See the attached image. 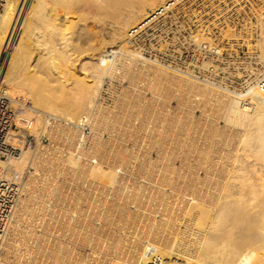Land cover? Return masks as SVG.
I'll return each mask as SVG.
<instances>
[{"label": "bare ground", "instance_id": "bare-ground-1", "mask_svg": "<svg viewBox=\"0 0 264 264\" xmlns=\"http://www.w3.org/2000/svg\"><path fill=\"white\" fill-rule=\"evenodd\" d=\"M26 1L6 0L0 11V83L7 84L9 95L31 103L21 115L33 124L31 133L50 131V124L57 123L76 150L67 151L65 162L60 163L64 172H70L66 182L42 181L33 186L29 204L17 198L2 235V260L9 264H147L148 256L155 253L169 264H264V90L248 86L241 95L248 102L241 103L240 93L198 82L187 71L150 60L128 40L183 0H30L22 14ZM202 39L201 33L190 37L193 43ZM108 46L113 47L109 52ZM254 47L261 64L252 70V82L264 76V23ZM116 70L132 81L131 93L124 94L136 98L137 106L146 104L143 110L138 106L134 115L141 120L143 132L136 139L146 142V155L155 147L156 157L149 155L145 161L135 146L125 153L129 159L111 163L105 170L100 165L104 154H97L99 161L91 156L98 151V140L82 144L77 125L85 117L97 131L107 122L109 111L99 103L100 84L103 76ZM144 85L153 92L146 103L137 89ZM185 94L194 102L202 100L201 104L210 105L215 99L210 109L215 115L206 113L194 126L188 111L166 116L170 111L166 113L164 101H173L172 97L181 101ZM216 119L222 121L221 127ZM118 124L112 120L113 129ZM20 126L14 131L23 135ZM27 152L21 149L0 160L4 177L15 180L25 175ZM77 153L74 159L72 154ZM135 155L146 163L142 160L144 166L139 168L144 170L141 183L132 172L139 159ZM79 181L89 182L94 189L98 184V191L82 193L81 201L80 196L71 197L70 184ZM22 188L18 186V194ZM105 193L117 199H108ZM121 196L147 210L134 232H118L124 211L117 202ZM218 209L231 222L216 224ZM27 211L31 220L22 228Z\"/></svg>", "mask_w": 264, "mask_h": 264}, {"label": "built area", "instance_id": "built-area-1", "mask_svg": "<svg viewBox=\"0 0 264 264\" xmlns=\"http://www.w3.org/2000/svg\"><path fill=\"white\" fill-rule=\"evenodd\" d=\"M5 3L0 0V11ZM262 23L264 0H183L128 40L142 56L187 71L198 82L208 81L240 93V102L247 103L241 95L248 86L264 90V76L255 82L251 78L252 70L261 64L254 46ZM195 33H201L204 39L193 43L190 37ZM2 68L3 62L0 71ZM29 105L22 96L9 95L0 83V160L31 144L28 131L32 124L21 117ZM44 116L52 119L49 114ZM19 123L27 131L23 135L14 131ZM77 126L81 143H88L92 135L89 122L83 117ZM18 186L15 180L4 177L0 168V264H9L2 260L1 241L9 210L19 197ZM147 260V264H169L155 253Z\"/></svg>", "mask_w": 264, "mask_h": 264}, {"label": "rangeland", "instance_id": "rangeland-1", "mask_svg": "<svg viewBox=\"0 0 264 264\" xmlns=\"http://www.w3.org/2000/svg\"><path fill=\"white\" fill-rule=\"evenodd\" d=\"M29 1L30 0L26 1V5H25V7H24V9L22 11V14H24V12L26 11V7L28 6ZM20 18L21 19H19L17 27L21 23L20 21L22 20V16H20ZM87 26L89 28L93 27V25L91 23H88ZM94 44L97 45L96 43H94ZM95 45H93V46H95ZM85 47H88V46L85 45ZM110 48L112 49L113 47L108 46L107 47V52H109L111 50ZM95 56H98V51L96 52L95 55H93V57H95ZM136 66L139 67V65H136ZM136 66H133V67L135 69H137ZM75 69H76L77 73L80 74L79 66H76ZM116 72H117V74H116ZM130 83L132 84V81L129 79V77L127 75L126 76H120L119 71L116 70L114 72V75H112V76H107V75L103 76V80H102V82L100 84V87L102 88V92L103 93H102L101 98L99 99V103H101V105L103 107H105L109 111V113H107V118L105 120L107 122H104L103 125L99 126L97 131L95 130V128H93L91 126L92 135H91V138L89 139V141H90L89 143L91 145H92V143H94L93 141L95 139H93V138H96V140H98L97 141L98 143H97V146H96L98 151H95L96 153L92 152L91 156L98 160L99 157L97 156V154L98 153H103L104 154V156H103L104 159L102 160L100 165H101L102 169H105V170L108 169V165H111V163L112 164L113 163L116 164V162L121 163L122 160H124L128 156V155H125L126 151L129 150V149H133L135 146H136L135 149L137 148L136 150L138 151V154L141 152L140 155L144 158L145 161H146V158H148L149 155H150L149 157H153V158L156 157V151H155L156 149H155V147H152L151 149H149L150 151L148 150L149 152L146 155V153L144 154V152H143V150L146 149V146H145L146 142L143 141L144 140L143 138L136 139V136L137 135L138 136H142V135H139V134H143V132L139 128L140 125H141V123H140L141 120L139 119L138 115L137 116H134V115L137 114V111L143 110L144 109L143 107H146V104L143 103L144 106H142V105L140 106V104H139L138 105L140 107L139 108L135 104V101H136V103H138L136 98H133L131 95L129 96L127 94H124L125 92L129 93V94L131 93L130 92V90H131V84ZM2 84L5 86L6 89H8V86H7V84L5 82H3ZM126 89H127V91H126ZM137 89L139 91L138 92L139 96L141 98H143L142 99L143 102H144V99H145V103H146V100L148 101V99H150L153 96V92L151 93V90L147 87V85L146 86L144 85L143 87H137ZM124 96L126 98H124ZM127 98H128V100H127ZM172 98H173V101L170 100L171 99L170 98L168 100L169 103L166 100L164 101L166 104H168L167 107H166V109H168L166 113H168L170 111L168 114H166V116H170V117L174 118L175 116H173V115H176L177 112L180 111V112L183 113L185 111L184 113H187V111H188L189 114L193 115V119H194V121L191 122V126H194L195 125L194 122H196L198 119L201 120L202 118L206 117L207 114H208L207 117H211L212 116L209 113L213 114L212 113L213 111L210 110V109H212V104L214 103L215 99H212L210 101L211 102L210 105L208 103H206L207 105L204 103L205 106H207V107H204L203 102H202V104L200 103L202 100L201 101L199 100V102L198 101L194 102V101H192L190 99L191 96L188 95V94H185L184 99L181 100V101L180 100L177 101L176 97H172ZM124 99H125V101H124ZM126 100L128 101V103H127ZM184 101H186V102H184ZM164 102H163V104H164ZM191 103H193V105ZM185 104H189L190 106L189 105H185ZM134 105H136L137 107L134 106ZM159 105H162V102H160ZM125 106H127V107H125ZM162 106H160V107H162ZM196 106H197V108H196ZM187 107H192V108H187ZM200 107H202V108L200 109ZM37 108L44 111V109H42V108H44L43 106H42V108L40 106L37 107ZM137 108H139V110ZM204 108H205V112H204ZM206 108H208V109H206ZM127 110H128V112H127ZM25 111H26V109H25ZM25 111L23 112L24 114H26ZM208 111H211V112H208ZM44 112L46 114L47 111L45 110ZM127 113H128V115H127ZM132 113H134V114H132ZM170 113L172 114V116H171ZM202 113L204 115H202ZM213 115H215V114H213ZM26 119L28 121H30V119H28V118H26ZM113 119H116L119 122L118 128L116 127V129L112 128V120ZM50 120L52 122V119H49V121ZM134 120H135V122H134ZM215 121L217 122L218 127H221L222 121L220 119H216ZM59 123H63V122L60 121ZM50 126H52V127L48 128V130H50V131L44 130L43 131L44 133L43 132H41V133H39V132L38 133H31L33 131V129L31 128L28 131V133L31 134V138H32L31 144H29L28 146H25L22 149L23 151L26 150V149L28 150V152L26 154V159L24 161L25 163H24V171H23L26 176L22 175V177L20 179L19 178L17 179V177H16L15 180H16V183H18L19 186L21 185V188L22 187L24 188V189L22 188V191L20 192L18 199H20V197H22V198H24L26 200V202L28 204L30 203V201H29L30 196L29 195L31 194V193H29V191H31L33 189V186L41 185V184H43V182H46V183H55V182L58 183V182H64V181L66 182L67 181V176H68L67 174L70 173V172H67V171L64 172L63 169H62L63 168V166H62L63 164H60V163L65 162V160L67 158V155H65V153L67 151L71 150L72 152H74L76 150V144L74 143V141H70L69 139H67V136H66L67 133L65 134V132H64L65 129L63 130L62 126H60L57 123L56 124L55 123H51ZM205 126L206 125L204 124L203 127L205 128ZM131 127H133L134 129H132ZM136 128L137 129L139 128L138 129L139 133H138V131L137 132L135 131ZM20 129H21V131H23V134H25L27 132V131L24 130L22 125L20 126ZM159 129H161V128H159ZM46 131H47V133H46ZM49 132H51V136H50ZM161 132H162V130L161 131L160 130L156 131V136L154 138L158 139V136H159V134ZM73 144H75L74 145L75 147L72 148ZM103 145L106 148H104ZM100 147L102 148L103 152L100 149ZM72 149L73 150L75 149V150L73 151ZM115 149H116V151H115ZM118 149L120 151H122V152H120ZM122 149H124L125 151L122 150ZM106 150H109L110 153L108 151H106ZM106 152H108V153H106ZM113 152H116V153H113ZM117 152H119L120 155H118ZM153 152H155V153H153ZM87 154H86V156H87ZM89 154H90V152H89ZM89 154H88V156H89ZM114 154H116V155L114 156ZM72 155H73L72 157L74 159L75 158L77 159L76 156L79 157V153H77L76 155H74V154H72ZM117 155L119 157L118 161H117V158H115V157H117ZM120 157H122V158H120ZM130 157L131 156H129L126 159H129ZM142 157H140L139 155H137V156L135 155V158H134V156H133L134 159H138L139 158L138 160H136V167L133 166V169H132L133 175L135 176V181H137L139 183H141V180L143 179V177H142L143 174L142 173H144V170L139 171L140 170L139 168L141 167V169H142L143 166H144V164L142 163L144 161ZM140 158H142V159H140ZM145 161H144V163H145ZM43 177H45V178L43 179ZM51 179H52V181H51ZM79 182H81V181H79ZM79 182L76 183V184L75 183L70 184L72 186L71 191L73 193V195H71V197L74 196L77 199L80 196V198L78 199L79 201H81V198L83 197L82 193L86 194L89 190L90 191H93V190L96 191L97 188H99L98 184L96 186L97 188L94 189V188H90L88 186L89 182L87 183V181H85V182L82 181L81 182L82 184L81 183L79 184ZM24 190H26V191L24 192ZM73 191L74 192L77 191L78 193H74ZM105 194H106V196H105L106 198L113 200L112 197H114V195L107 194V193H105ZM116 196L117 195H115L114 198L117 199ZM106 202L107 201H105V203ZM117 202H118V204L120 206H122L121 207V208H123L122 210H124L122 212V215H121L122 218H120L121 221L122 220L123 221H122V223L120 221V223L117 224L118 227H119L118 228V232L122 234V233L125 232V230L129 231V232H134L135 230L139 229L140 225L143 224V222H141V220L143 219L142 217L144 215H142V214L147 212V210H145L143 207L141 208L133 200H129L125 196H121V198H118ZM26 213H27V215H25L22 218V220H23L22 228L25 227V225L28 223L27 222L28 220L29 221L31 220L29 218V214H28L29 211H27ZM139 214H141V215H139ZM138 215L141 216V218ZM130 216H135L136 218L134 217V219H131ZM215 218H216V220H215L216 224L217 223H220V224L227 223L228 224L229 222H231L230 219H226L225 218V215H224V212H223L222 209H218L217 210ZM133 220L134 221L136 220V221L134 223L129 222V221H133ZM126 222H129L130 224L127 225ZM123 224H125V225H123ZM207 239H208L207 241L211 240L210 237L207 238ZM110 257H111V260L115 259L114 255H110Z\"/></svg>", "mask_w": 264, "mask_h": 264}]
</instances>
